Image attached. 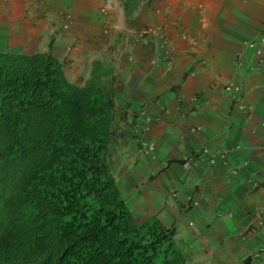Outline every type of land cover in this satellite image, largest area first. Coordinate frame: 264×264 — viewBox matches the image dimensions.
Listing matches in <instances>:
<instances>
[{
	"label": "crops",
	"instance_id": "crops-1",
	"mask_svg": "<svg viewBox=\"0 0 264 264\" xmlns=\"http://www.w3.org/2000/svg\"><path fill=\"white\" fill-rule=\"evenodd\" d=\"M105 5L110 23L130 35L149 25L167 38L163 49L155 36L125 39L118 59L124 72L115 78L119 91L114 96L126 110L142 109L144 115L134 121L162 158L143 182L129 179L126 191L114 177L122 198L130 197L126 203L136 221L151 217L173 226L190 262L242 264L264 246L259 213L264 211V45L262 65L248 71L255 54L242 44L264 29V0H147L125 18L120 0H0V44L22 53L48 51L61 62L66 79L81 84L88 68L79 69L74 61L72 68L66 66L80 51L112 69L93 38ZM65 13L70 15L67 31L61 27ZM163 55L170 67L161 62ZM230 81L238 85L236 98L233 89H223ZM201 146L205 156L187 166L177 162ZM219 150L225 162L210 163ZM173 188L178 198L190 191L192 204L159 195ZM250 264H264V259Z\"/></svg>",
	"mask_w": 264,
	"mask_h": 264
},
{
	"label": "trees",
	"instance_id": "trees-1",
	"mask_svg": "<svg viewBox=\"0 0 264 264\" xmlns=\"http://www.w3.org/2000/svg\"><path fill=\"white\" fill-rule=\"evenodd\" d=\"M103 84L96 66L77 84L48 51H0V264H198L122 198Z\"/></svg>",
	"mask_w": 264,
	"mask_h": 264
},
{
	"label": "rangeland",
	"instance_id": "rangeland-1",
	"mask_svg": "<svg viewBox=\"0 0 264 264\" xmlns=\"http://www.w3.org/2000/svg\"><path fill=\"white\" fill-rule=\"evenodd\" d=\"M126 0H120L121 9H124V6L122 5ZM137 1V4L144 3L147 0H130V2L133 4ZM133 5H131L128 10H131ZM108 6H102L99 8V12L104 16V19L102 18L101 21V27L99 28V34H97L94 38V42L103 53L101 55L102 60H106L107 62L112 63V69L109 70V68L103 67L104 64L101 60L97 58H93V62H90V58L93 56V53L85 54L83 51L78 52L74 59L70 58V61L68 62L67 67L72 68L69 66L70 62L74 61V63L79 62V69L85 70L88 68V77L91 69L93 66H96L98 70V74L100 78L104 82L105 90L109 91L110 94L114 97L115 102V109H114V118L112 122V132H113V139L108 147V163L110 170L114 177H116V181L118 184H120L123 188L129 185L128 181L129 179H137L141 180L142 182L146 180V177L149 175H152V173L157 170L158 162L156 163V159L162 160L161 157H156V154L154 152L155 150V143L152 140H145V137H142L141 132L139 131L140 124H138L135 120V118L139 115L143 116L144 112L142 109H138L139 111L134 110H126L127 106L125 105L124 101H120L118 104L117 98L114 96V90L119 91V88L115 86L116 77L118 75V78L121 79L122 73L124 72L120 66L118 59L121 55V51L125 49L124 47V41L132 42L133 40L143 39L146 38V36H155L157 38V46L158 48H164L167 46V38L160 30L159 27L154 26H143L140 28L135 29L133 32H131V35L128 32H125L124 28H118L115 26V24L110 23L108 20L107 15L108 12L107 9ZM103 9V11H102ZM107 9V10H106ZM126 13L123 10V16L126 17ZM107 19V20H105ZM63 23H68L66 28H62L63 30L67 31L70 23V15L69 13L63 14V20L61 21V26ZM105 24L107 28V32L104 33L102 31L103 25ZM133 34V35H132ZM95 38H98L97 40ZM124 38L123 41H120ZM250 39V38H249ZM86 40V39H83ZM248 40V39H245ZM88 43L87 41H85ZM6 42H2L0 44V47L3 49L1 51H13L9 47L6 46ZM70 48H77L76 45L70 46ZM246 48V47H245ZM248 49V48H246ZM108 51V52H107ZM18 52V51H13ZM96 52V51H95ZM22 53V52H21ZM168 52H165L166 54ZM86 55V56H85ZM74 56V55H73ZM79 59L82 61L80 62ZM161 62L165 63L166 66L170 67L172 65L171 61L168 59L167 55H163L161 58ZM241 64V63H240ZM253 64L247 65L248 71L250 70L249 67ZM82 65V66H81ZM65 66V67H66ZM112 72H114V76H112ZM102 74V75H101ZM106 78H105V77ZM113 77V78H111ZM113 80V82L111 80ZM82 84V83H81ZM228 86L230 90L232 87H237V90H232V95L234 98L237 97V91H238V85L233 82H227L223 86V89L226 90L225 87ZM124 107V108H123ZM128 114V116H126ZM132 116V117H131ZM196 127H191V131H195ZM204 150H206L203 146L200 148L188 151L184 154H182L178 160H182L183 162H186V166L191 164V162L198 157L200 153H202ZM171 160H165L164 163H168ZM178 162V161H177ZM182 167H185L181 165ZM157 173L155 174L154 178L156 177ZM142 176H145L142 178ZM124 192V191H123ZM122 192V195L124 197V193ZM185 193V191H183ZM188 191L185 194L182 193L181 196L178 198L179 194L176 188L170 189L168 191H159L160 196H165L167 198H171L177 201H183L184 205L188 207V199L191 198V192ZM124 201L128 202L130 197L123 198Z\"/></svg>",
	"mask_w": 264,
	"mask_h": 264
},
{
	"label": "built area",
	"instance_id": "built-area-1",
	"mask_svg": "<svg viewBox=\"0 0 264 264\" xmlns=\"http://www.w3.org/2000/svg\"><path fill=\"white\" fill-rule=\"evenodd\" d=\"M102 11H103V9H102ZM67 24L68 23H63L62 28L63 29L66 28ZM102 31L104 33L107 32V28H106L105 24L103 25ZM243 45L245 47H247L248 49L252 50L255 54L253 64L249 67V69L251 70V69H255L256 67H259L263 62V57H262L261 52H262V45H264V30L261 31L255 38L243 41ZM225 89L227 90L230 88L228 86H226ZM232 89L237 90V87L236 86L232 87ZM224 154H225L224 151H222V152L220 151L218 153V157L220 159H223ZM212 161H213V158H210V162H212Z\"/></svg>",
	"mask_w": 264,
	"mask_h": 264
},
{
	"label": "clouds",
	"instance_id": "clouds-1",
	"mask_svg": "<svg viewBox=\"0 0 264 264\" xmlns=\"http://www.w3.org/2000/svg\"><path fill=\"white\" fill-rule=\"evenodd\" d=\"M107 6V5H106ZM107 10V9H106ZM101 12V11H100ZM62 27V26H61ZM264 30V29H263ZM262 30V31H263ZM261 32V31H260ZM259 32V33H260ZM258 33V34H259ZM257 34V35H258ZM256 35V36H257ZM255 36V37H256ZM255 37H253V38H255ZM253 38H250V39H253ZM249 40V39H248ZM243 41H245V40H243ZM243 41H242V44H243ZM263 46V45H262ZM245 47V46H244ZM247 48V47H246ZM250 50V49H249ZM252 51V50H251ZM253 52V51H252ZM254 53V52H253ZM254 58H255V56H254ZM254 61V60H253ZM262 65V64H261ZM260 65V66H261ZM257 68V67H256ZM252 70V69H251ZM228 90V89H227ZM221 150H219V151H216V158H214V156H211L210 158H213V161L212 162H210V158H209V162L210 163H213L214 161H215V159H218L219 161H222L223 159H224V162H225V157H226V154H224V158L223 159H220L219 157H218V153L220 152ZM222 152V151H221ZM206 155V151L204 150L202 153H200L199 155H198V157L199 156H205ZM197 157V158H198ZM197 158H195L193 161H195ZM192 161V162H193ZM180 164H185L186 165V162H183L182 160H180V161H178ZM188 206H190V204H192V199L191 198H189L188 199ZM259 213L261 214H263V216H264V211H259ZM261 222L259 221V224H260ZM246 258H249V264L252 262V261H259V260H262V259H264V246L263 245H261L259 248H257L256 250H254L253 251V253H251L250 255H248V257H246ZM244 260V259H243Z\"/></svg>",
	"mask_w": 264,
	"mask_h": 264
}]
</instances>
